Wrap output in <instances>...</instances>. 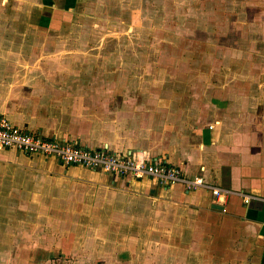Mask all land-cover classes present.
Masks as SVG:
<instances>
[{"label": "rangeland", "instance_id": "1", "mask_svg": "<svg viewBox=\"0 0 264 264\" xmlns=\"http://www.w3.org/2000/svg\"><path fill=\"white\" fill-rule=\"evenodd\" d=\"M0 8L19 14L13 21L19 22L21 58L63 62L62 73L84 76L77 87L85 98L72 99L84 107L79 120L106 136L113 123H127L130 117L124 115L143 113L145 107L159 118L155 135L163 151H170L172 137L193 136L195 124L206 121V93L214 92V78L225 65L245 69L241 64L264 63V0H0ZM117 102L125 105L117 109ZM177 109L184 127L171 131ZM119 110L121 123L115 120ZM9 155L19 154L0 151V219L19 222L17 248L28 245L31 228V236L48 231L64 244L65 255L56 254L49 264H175L168 256L175 248L166 242L175 235V205L145 201L137 211L142 214L125 230L113 226L115 209L123 206H113L115 195L105 192L109 186L92 178L46 201L32 194L36 208H28V191L12 190L10 183L23 181L19 172L48 169L38 157ZM94 183L105 193L93 192ZM18 205L19 219L12 214ZM121 230L130 235L129 251L122 238L108 240ZM96 236L105 241L93 246ZM92 249L101 257L89 258Z\"/></svg>", "mask_w": 264, "mask_h": 264}, {"label": "crops", "instance_id": "2", "mask_svg": "<svg viewBox=\"0 0 264 264\" xmlns=\"http://www.w3.org/2000/svg\"><path fill=\"white\" fill-rule=\"evenodd\" d=\"M18 18L19 14L15 16L12 11L0 8V112L13 124L49 138L66 137L86 148L108 146L120 155L130 152L151 160L165 158L179 166L187 177L202 176L209 184L233 191L219 201L205 188L187 190L180 183L166 185L147 177L122 179L100 169L65 165L54 156L0 149L19 154L9 155L12 159L38 157L46 169L55 167L53 171L19 172L18 178L23 181L10 183L12 190L28 191V208H36L32 194L43 195L41 201H46L52 194L66 193L67 186L84 187L95 178L101 182L99 184L109 186L105 192L115 195L113 206H123L115 209L113 226L129 230L142 214L137 211L143 210L145 201L162 204L165 208L175 205V235L166 241L175 248V253L168 255L175 259V264H264V202L251 199L244 203L241 196H264V63L241 64L247 65L245 69L232 68L231 63L225 65L228 68L214 78L217 85L212 80L214 92L206 93V121L195 124L193 136L179 133L172 137V148L163 151L155 135L159 118L145 107L143 113L135 115L116 111V122L121 123V115L130 119L118 126L113 123L106 136L99 134L92 124L79 120L77 116L85 111L84 107L79 108L77 100L85 98V91L77 86L84 81V76L62 73L65 71L63 62L21 58L19 22L13 21ZM116 105L120 109L125 104L120 106L117 102ZM180 123L177 109L171 131L173 128L181 130L184 125ZM133 128L137 132H133ZM93 186L89 187L93 192H104L97 185ZM20 207L18 205L12 213L17 219ZM59 209L64 210V207ZM16 223L0 219V264H49L58 253L65 255L60 239L52 238L48 231L43 236H31V228L26 233L28 245L23 250L17 248L20 242L19 237H15L14 230H19V222ZM125 233L121 230L108 240L119 243L122 238L124 251H129L131 239ZM103 241L97 236L91 238L93 246ZM96 250L90 251L89 258L101 257ZM145 255L151 256L149 252Z\"/></svg>", "mask_w": 264, "mask_h": 264}, {"label": "built area", "instance_id": "3", "mask_svg": "<svg viewBox=\"0 0 264 264\" xmlns=\"http://www.w3.org/2000/svg\"><path fill=\"white\" fill-rule=\"evenodd\" d=\"M0 149L15 150L27 155L54 156L65 165L100 169L125 179L151 178L166 185L183 184L187 190L205 188L215 200H225L233 191L207 183L202 176L187 177L182 169L165 158L146 159L127 152L120 155L108 146L86 148L66 137L49 138L13 124L0 112ZM243 202L251 199L264 202V196L241 194Z\"/></svg>", "mask_w": 264, "mask_h": 264}]
</instances>
